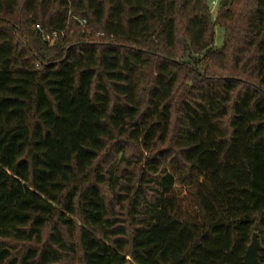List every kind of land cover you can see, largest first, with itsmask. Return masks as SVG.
Returning <instances> with one entry per match:
<instances>
[{
	"label": "trees",
	"instance_id": "1",
	"mask_svg": "<svg viewBox=\"0 0 264 264\" xmlns=\"http://www.w3.org/2000/svg\"><path fill=\"white\" fill-rule=\"evenodd\" d=\"M212 1L0 0V264L264 248V0H221L215 19ZM118 141L149 157L137 182L100 165Z\"/></svg>",
	"mask_w": 264,
	"mask_h": 264
},
{
	"label": "rangeland",
	"instance_id": "2",
	"mask_svg": "<svg viewBox=\"0 0 264 264\" xmlns=\"http://www.w3.org/2000/svg\"><path fill=\"white\" fill-rule=\"evenodd\" d=\"M216 5H212V2L210 4L211 6V12L213 15V18L215 19L217 17V12L219 9V5L221 0H215ZM224 43V32L222 29L217 28L216 29V38H215V48L220 49L223 46ZM148 156H143L142 151L139 147H137L134 144H124L123 141H118L113 144H111L107 151L101 156L100 159V165L103 166L106 170H113V172L116 174V176H119L120 178L118 181L120 183H124L126 180H124L126 177L131 176L133 178H136V182L139 179L140 173L138 172V166L141 163V161H145ZM153 186L152 184H150ZM108 187L103 188V193L105 196V199L107 203L111 204L110 207H112L118 218H121L122 220H126L128 216V213L126 211L129 209L128 205H124V209L121 211L120 207L115 202V197L118 196L120 193L119 191H114L112 188L108 190ZM153 187H149L146 191V198L151 200L155 192L153 191ZM121 201V200H120ZM125 212V213H123ZM128 222V221H127ZM15 247L14 251L15 254H19L25 246L22 245H14ZM62 264H77L76 262L71 261H63Z\"/></svg>",
	"mask_w": 264,
	"mask_h": 264
},
{
	"label": "water",
	"instance_id": "3",
	"mask_svg": "<svg viewBox=\"0 0 264 264\" xmlns=\"http://www.w3.org/2000/svg\"><path fill=\"white\" fill-rule=\"evenodd\" d=\"M264 251L262 247L258 234H253L251 244L249 245L247 252L244 256V264H262L260 262V253Z\"/></svg>",
	"mask_w": 264,
	"mask_h": 264
},
{
	"label": "built area",
	"instance_id": "4",
	"mask_svg": "<svg viewBox=\"0 0 264 264\" xmlns=\"http://www.w3.org/2000/svg\"><path fill=\"white\" fill-rule=\"evenodd\" d=\"M212 5H216V1L215 0H213L212 1ZM81 25H85L86 24V22L85 21H81V23H80ZM38 29L40 30V32H42V30L38 27ZM60 34L59 33H54L53 35H52V37L53 38H57L58 36H59ZM52 37H48V40L49 41H52Z\"/></svg>",
	"mask_w": 264,
	"mask_h": 264
}]
</instances>
